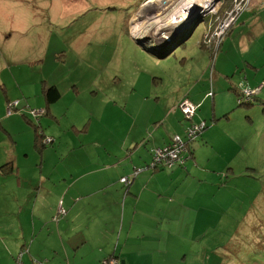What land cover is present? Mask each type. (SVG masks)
Here are the masks:
<instances>
[{
  "label": "rangeland",
  "instance_id": "374dc122",
  "mask_svg": "<svg viewBox=\"0 0 264 264\" xmlns=\"http://www.w3.org/2000/svg\"><path fill=\"white\" fill-rule=\"evenodd\" d=\"M196 1L0 0L9 8L3 15L0 7V115L14 103L11 113H25L23 105L37 108L46 97L42 88L55 83L59 115L46 128L53 139L44 147L60 153L25 161L26 174H39L36 162L52 176L60 175L62 165L77 176L113 156L129 161V152L119 151L125 128L147 130L154 119L171 116L173 99L186 126L178 103L187 97L199 104L192 120L206 125L201 131L213 149L209 159L224 167L215 169L221 172L216 182L200 181L177 199L167 226L169 237L184 236V243L169 242L165 253L171 264H264V0H250L229 23L228 11L239 0H208L193 11ZM185 3L193 5L176 14L182 27L176 24L168 37L166 27L149 34L155 24L174 22L175 9ZM229 79L240 89L259 88L252 92L257 95L238 104ZM7 127L16 130L18 122L10 118ZM7 127L0 119V169L8 153L18 165L25 151L34 154L22 141L12 148ZM1 175L0 194L7 191ZM25 187L15 184L13 190ZM190 193L199 209H192ZM28 244L12 264L17 256L22 264ZM45 260L33 257L35 264ZM0 264H6L1 238Z\"/></svg>",
  "mask_w": 264,
  "mask_h": 264
},
{
  "label": "crops",
  "instance_id": "0c3cea01",
  "mask_svg": "<svg viewBox=\"0 0 264 264\" xmlns=\"http://www.w3.org/2000/svg\"><path fill=\"white\" fill-rule=\"evenodd\" d=\"M0 7L3 15L9 10L7 4ZM228 82V88L237 94L239 86L230 79ZM45 88H42L43 93ZM54 101L44 97L35 104L45 107L38 122L46 135V128L51 127L53 118L59 115ZM170 112L171 116L154 119L147 130L132 132L133 128H125L127 137L119 145V151L129 152L130 163L126 158L113 156L97 170L87 169L77 176L68 172L65 165L60 168V175L52 176L36 162L32 165L39 174H26L30 166H26L25 161L60 152L57 148H45L48 143L42 147L36 145L35 128L29 115L3 112L0 119H6V127L10 118L18 122L16 130L7 127L10 146L14 148L22 141L34 153L29 155L28 150L25 151L27 156L21 159L20 165L16 157L8 153L6 165L0 169L7 184V191L0 194V238L4 243L6 264H12L13 255L28 241L22 264H35L33 257L46 259L45 264H102V259L111 253L117 255L122 264H171L165 253L166 246L170 242L183 247L184 243V236L173 234L170 238L167 226L171 211L178 208L177 199L200 181L216 182L221 172L215 169L224 165L209 159L213 149L203 129L187 142L183 163L145 169L153 147L169 142L174 133L184 135L186 122L176 106V99L171 102ZM222 113L230 120L229 109ZM199 116L196 112L195 119L201 118ZM62 119L58 118L56 123ZM203 136L206 143H200ZM198 150L202 155L197 154ZM132 167L144 169L134 174L128 184L120 181V176L130 173ZM110 169H113L111 173ZM15 184L27 186L26 191H14ZM188 196L192 209H199L191 193ZM59 206L64 208L63 213L58 211Z\"/></svg>",
  "mask_w": 264,
  "mask_h": 264
},
{
  "label": "built area",
  "instance_id": "2783aa9c",
  "mask_svg": "<svg viewBox=\"0 0 264 264\" xmlns=\"http://www.w3.org/2000/svg\"><path fill=\"white\" fill-rule=\"evenodd\" d=\"M249 1L250 0H239L238 2L236 1L237 3L232 8H230V10L228 11L227 18L225 21L228 23L231 22L232 20L234 21L236 19L237 14L241 11V9L248 8ZM220 25L222 24L220 23ZM219 32L217 33L216 31H213V35L217 36ZM258 90L259 88L241 89L242 93L246 95L244 97L253 95L252 92L258 91ZM13 105H15V103L12 104V106ZM178 105L180 106L181 110L185 113V117L189 119L188 123L185 126L184 137L175 133L172 135L171 140L168 142V144L164 146H156L152 149L150 163L156 164L155 168L160 167V166H172L174 164L183 163L184 158H185L184 154L187 151V142L190 139L194 138L201 131V129H203L206 126L205 123L203 122L200 123L201 120L200 121L192 120V116L195 113L196 108L198 107L199 104H196L190 101L187 97H184L179 101ZM12 106L8 107V110H7L8 112L11 111ZM41 111H42V108H32L31 109V112L33 114H38ZM46 139L49 140L48 137H46ZM141 169L142 167H134V169L132 170L133 172L130 175H125V176L122 175L119 178V180L125 184H128L131 181V177L134 174H136L138 171H140ZM14 264H21L19 256H17ZM102 264H122V263L117 255H115L114 253H111L102 259Z\"/></svg>",
  "mask_w": 264,
  "mask_h": 264
},
{
  "label": "trees",
  "instance_id": "16d2710c",
  "mask_svg": "<svg viewBox=\"0 0 264 264\" xmlns=\"http://www.w3.org/2000/svg\"><path fill=\"white\" fill-rule=\"evenodd\" d=\"M166 47L163 49V51L162 52H166ZM238 91H237V95H238V97H237V103L238 104H243V103H248V102H251L253 99H254V97L257 95V93L256 94H253V95H249V96H247V97H244V96H246L245 94H243L242 93V91H241V89L238 87ZM44 93H45V95H46V98L48 99V100H50V101H52V100H55L56 98H58L59 97V95H60V91L58 90V88L55 86V85H50V86H48L47 88H45L44 89ZM18 106V104L17 103H15V105H13L12 106V109H11V111L14 109V108H16ZM32 108H36V107H33V106H26V105H23V107L22 108H20L19 110H21V111H23V112H25L27 115H29L30 117H32V118H34V119H36V121H32V124L34 125V128H35V142H36V145L38 146V147H42V146H44V144H47V143H49L51 140H50V138L46 135V134H44L43 132H42V129H40V124H39V117L41 116V115H43L44 113H45V107H41L42 108V111L40 112V113H38V114H33L32 112H31V109ZM38 108V107H37ZM40 108V107H39ZM18 109V108H17ZM35 123V124H34ZM175 134V133H174ZM178 134V133H177ZM46 137H48L49 138V140L48 139H46ZM171 140V139H170ZM166 144H168V142L167 143H165V144H163V145H161V146H164V145H166ZM156 147V146H155ZM154 148V147H153ZM152 148V149H153ZM152 154V153H151ZM150 163V162H149ZM149 163H147V165H146V167H149V168H151V169H154L155 168V165L156 164H149ZM180 164V163H179ZM3 165H6V163H4ZM2 165V166H3ZM160 167H163V166H160ZM143 169V168H142ZM121 177V176H120Z\"/></svg>",
  "mask_w": 264,
  "mask_h": 264
},
{
  "label": "bare ground",
  "instance_id": "6f19581e",
  "mask_svg": "<svg viewBox=\"0 0 264 264\" xmlns=\"http://www.w3.org/2000/svg\"><path fill=\"white\" fill-rule=\"evenodd\" d=\"M194 3H195V1H194ZM198 3V6H194L193 8V11L194 10H197L198 8H205V4L206 3H208V0H197L196 1V4ZM191 5H193V4H191ZM191 5H188V3H185L184 4V6H181L182 8H178V9H175V11H176V13L174 12V15H173V18L174 17H176V14H179V13H182V12H187V8H189V10L188 11H190V9L192 8L191 7ZM207 6V5H206ZM185 20H186V18H185ZM182 22H183V19H181V18H178L177 19V17L175 18V20H174V22H170L169 24H161V26H157V25H159V24H155V27H156V30H154V31H152L151 33H149V34H154V33H157L161 28H167V29H165V31H164V33H165V35L168 37V36H170L171 34H172V29L173 28H175V25L176 24H180V26L182 25ZM229 25V24H228ZM152 26V25H151ZM170 26V27H169ZM169 27V28H168ZM182 27V26H181ZM158 28H160V29H158ZM180 28V27H179ZM176 29V28H175ZM166 30H169L170 32L169 33H167L166 32ZM140 32V29H137V31H136V33H139ZM160 33V32H159ZM168 34V35H167Z\"/></svg>",
  "mask_w": 264,
  "mask_h": 264
},
{
  "label": "flooded vegetation",
  "instance_id": "af4514ba",
  "mask_svg": "<svg viewBox=\"0 0 264 264\" xmlns=\"http://www.w3.org/2000/svg\"><path fill=\"white\" fill-rule=\"evenodd\" d=\"M164 46V45H163Z\"/></svg>",
  "mask_w": 264,
  "mask_h": 264
}]
</instances>
